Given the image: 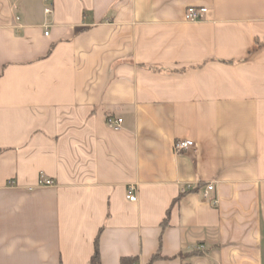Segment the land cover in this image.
Masks as SVG:
<instances>
[{
    "label": "crops",
    "instance_id": "obj_1",
    "mask_svg": "<svg viewBox=\"0 0 264 264\" xmlns=\"http://www.w3.org/2000/svg\"><path fill=\"white\" fill-rule=\"evenodd\" d=\"M97 246L264 264V0H0V264Z\"/></svg>",
    "mask_w": 264,
    "mask_h": 264
},
{
    "label": "built area",
    "instance_id": "obj_2",
    "mask_svg": "<svg viewBox=\"0 0 264 264\" xmlns=\"http://www.w3.org/2000/svg\"><path fill=\"white\" fill-rule=\"evenodd\" d=\"M51 10L48 9L46 10V13H50ZM208 13V9L206 8H190L187 12L186 15V21L188 22H201L205 19V16ZM20 18H17V21H19ZM49 33L46 32V35H48ZM107 122V126L112 129V130H120L122 128V124H123V119L121 118H115L113 116H109L106 119ZM196 148V143L194 141L191 140H180L178 142H176L175 144V151L177 153L189 150V149H195ZM56 183L54 180L48 178L45 174H41L40 175V180H39V187H53L55 186ZM191 187L188 186V190H190ZM214 192V185L213 184H207V186L205 187V189L202 191L203 197L206 200H210L211 199V195ZM127 198L129 201L131 202H136L138 200L137 197V187L135 185H130L128 188V192H127ZM216 203V202H214ZM198 251H206L205 246L200 245L198 248Z\"/></svg>",
    "mask_w": 264,
    "mask_h": 264
},
{
    "label": "trees",
    "instance_id": "obj_3",
    "mask_svg": "<svg viewBox=\"0 0 264 264\" xmlns=\"http://www.w3.org/2000/svg\"><path fill=\"white\" fill-rule=\"evenodd\" d=\"M159 256H156V258L154 259H158ZM91 264H101L100 263V253H99V249L98 246L96 248V253L95 256L92 259ZM121 264H140L137 258H123L121 261Z\"/></svg>",
    "mask_w": 264,
    "mask_h": 264
}]
</instances>
